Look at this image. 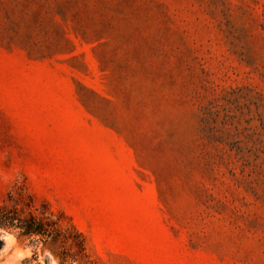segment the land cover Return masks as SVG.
I'll return each mask as SVG.
<instances>
[{"label": "rangeland", "instance_id": "obj_1", "mask_svg": "<svg viewBox=\"0 0 264 264\" xmlns=\"http://www.w3.org/2000/svg\"><path fill=\"white\" fill-rule=\"evenodd\" d=\"M9 196L0 264H264V0H0Z\"/></svg>", "mask_w": 264, "mask_h": 264}, {"label": "trees", "instance_id": "obj_2", "mask_svg": "<svg viewBox=\"0 0 264 264\" xmlns=\"http://www.w3.org/2000/svg\"><path fill=\"white\" fill-rule=\"evenodd\" d=\"M13 200L12 206H0V231L9 229H17L23 237H33L35 241H42L51 238L54 241H63L64 243L69 240V231H61L57 221H53L50 217L46 216L45 211H35L31 201H26L22 197ZM3 242L0 239V248ZM80 252H83V245L81 241L76 243ZM74 260V257H71Z\"/></svg>", "mask_w": 264, "mask_h": 264}, {"label": "clouds", "instance_id": "obj_3", "mask_svg": "<svg viewBox=\"0 0 264 264\" xmlns=\"http://www.w3.org/2000/svg\"><path fill=\"white\" fill-rule=\"evenodd\" d=\"M18 255H28V253H18ZM45 255H49V257L51 258V253L47 250L45 251ZM69 262L70 264H77V262L75 260H72L71 258L66 259L65 264H69ZM52 264H59V258L57 257L56 259H52Z\"/></svg>", "mask_w": 264, "mask_h": 264}]
</instances>
